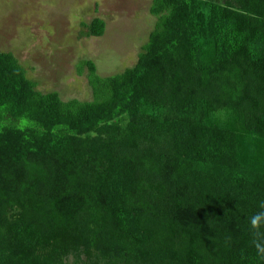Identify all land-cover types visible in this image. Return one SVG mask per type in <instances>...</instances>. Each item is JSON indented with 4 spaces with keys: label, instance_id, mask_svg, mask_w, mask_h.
<instances>
[{
    "label": "trees",
    "instance_id": "16d2710c",
    "mask_svg": "<svg viewBox=\"0 0 264 264\" xmlns=\"http://www.w3.org/2000/svg\"><path fill=\"white\" fill-rule=\"evenodd\" d=\"M150 14L133 67L78 62L88 101L0 52V264H264V0Z\"/></svg>",
    "mask_w": 264,
    "mask_h": 264
},
{
    "label": "rangeland",
    "instance_id": "374dc122",
    "mask_svg": "<svg viewBox=\"0 0 264 264\" xmlns=\"http://www.w3.org/2000/svg\"><path fill=\"white\" fill-rule=\"evenodd\" d=\"M150 5L151 0H0V52L14 54L39 91L88 101L92 93L86 71L77 73L78 62L94 61L102 77L133 67L155 26ZM96 17L106 24L104 35L83 36V23Z\"/></svg>",
    "mask_w": 264,
    "mask_h": 264
},
{
    "label": "clouds",
    "instance_id": "9594fccd",
    "mask_svg": "<svg viewBox=\"0 0 264 264\" xmlns=\"http://www.w3.org/2000/svg\"><path fill=\"white\" fill-rule=\"evenodd\" d=\"M261 208H264V202H262ZM258 222H264V211H261L250 218V223L253 227L257 226Z\"/></svg>",
    "mask_w": 264,
    "mask_h": 264
}]
</instances>
